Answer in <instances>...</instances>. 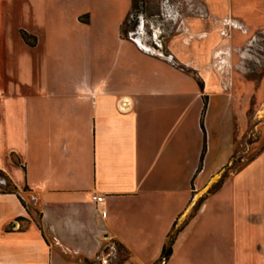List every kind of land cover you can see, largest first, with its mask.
Wrapping results in <instances>:
<instances>
[{
  "label": "crops",
  "instance_id": "crops-1",
  "mask_svg": "<svg viewBox=\"0 0 264 264\" xmlns=\"http://www.w3.org/2000/svg\"><path fill=\"white\" fill-rule=\"evenodd\" d=\"M40 1L0 0V171L17 188L0 194V264H103L111 243L126 252L121 264H157L173 225L230 164L233 145L208 168L196 91L144 82L133 89L132 63L105 70L103 51L82 30L81 43L67 49L75 61L49 65ZM122 22L114 34L118 54L129 58L138 47L163 58L123 35ZM190 228L159 264H179ZM263 234L241 247L236 239L227 264H264Z\"/></svg>",
  "mask_w": 264,
  "mask_h": 264
},
{
  "label": "rangeland",
  "instance_id": "rangeland-1",
  "mask_svg": "<svg viewBox=\"0 0 264 264\" xmlns=\"http://www.w3.org/2000/svg\"><path fill=\"white\" fill-rule=\"evenodd\" d=\"M131 1L41 0L37 25L46 34L48 64L73 63L76 58L67 49L81 43L82 30L103 51L105 70L114 62L132 63L133 89L140 90L144 82L176 93L196 91V101L203 102L200 140L209 147L208 168L217 166L231 143L233 156L228 168L191 201L193 207L203 199L200 211L191 208L185 220L180 218V232L189 223L191 228L178 262L227 264L236 253V239L241 247L243 239L264 233L255 230L262 225L259 215L264 216V0H135L125 19ZM124 19L125 36L163 58L136 46L129 58L118 54L114 34ZM223 174L221 187L212 192ZM207 182L208 173L196 178V191ZM117 248L108 245L103 264L118 262L112 261Z\"/></svg>",
  "mask_w": 264,
  "mask_h": 264
},
{
  "label": "trees",
  "instance_id": "trees-1",
  "mask_svg": "<svg viewBox=\"0 0 264 264\" xmlns=\"http://www.w3.org/2000/svg\"><path fill=\"white\" fill-rule=\"evenodd\" d=\"M134 3H135V0H132L130 11L126 15L125 19L128 16H130L131 11L133 9ZM125 19H124V21L122 22V25H121V30H122V34L123 35H126L125 31L122 29V26H123V24L125 22ZM26 41H27V38H26ZM201 127L203 129L202 123H201ZM204 149H205V143L203 145V150ZM227 168H228V166H226L225 169H227ZM225 177H226L225 174H223L221 179H220V181L213 187L212 192L217 191L221 187V184H222V182H223ZM16 192H17L16 186L12 183V181L2 171H0V194H16ZM209 193H211V192L209 191ZM199 202L200 203L198 205L195 204L194 207H193L194 211H196V212L199 211L200 206H201V204L203 202V199L201 198L199 200ZM25 208H26L27 212L29 213L30 212L29 208L27 206H25ZM18 220L19 221H23V219H21V218H19ZM181 229H182V226L181 227H176L175 224L173 225L172 229L170 230V232L167 235L166 242H165V244L163 246V249H162V252H161V255H160V258H159L157 264H159V263H161L163 261L165 262V261L168 260V258L170 257V255L172 253V245H173V243H174V241H175V239H176V237H177V235H178V233L180 232ZM116 245L118 246L119 249L117 248L116 253H114V258H112V261L115 262V260H118V262L117 263L115 262V263L116 264H121L124 258L120 259L119 255L120 254L126 255V252L119 244L116 243ZM122 255H121V257H122Z\"/></svg>",
  "mask_w": 264,
  "mask_h": 264
},
{
  "label": "built area",
  "instance_id": "built-area-1",
  "mask_svg": "<svg viewBox=\"0 0 264 264\" xmlns=\"http://www.w3.org/2000/svg\"><path fill=\"white\" fill-rule=\"evenodd\" d=\"M93 200L96 202V203H102L103 202V197L102 196H95L93 197ZM101 215L102 216H105L106 215V212L105 211H101Z\"/></svg>",
  "mask_w": 264,
  "mask_h": 264
}]
</instances>
